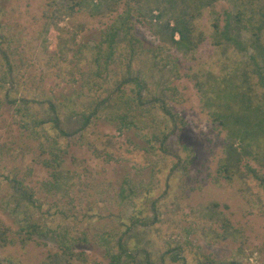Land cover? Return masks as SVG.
<instances>
[{
  "label": "rangeland",
  "instance_id": "obj_1",
  "mask_svg": "<svg viewBox=\"0 0 264 264\" xmlns=\"http://www.w3.org/2000/svg\"><path fill=\"white\" fill-rule=\"evenodd\" d=\"M128 4L137 5L132 0ZM174 4L182 8L186 16L195 13L193 24L206 35L194 60L177 53L163 35L154 36L134 14L132 31L142 46L130 70L127 71V49L123 46L110 72L96 80L100 87L92 86V90L84 87L80 92L79 84L84 82L81 71L87 72L92 66L91 49L117 13L84 10L70 17L64 14L65 0H0V47L9 55L11 71L10 82L0 93L3 102L0 144L9 143L17 134V118L8 104L9 97L28 99L40 113L51 101L66 113L69 104L66 99L70 96L75 101L74 106L88 107L97 94H107L104 88L110 91L123 77L135 74H140L147 82L144 96L151 102L156 97L164 100L183 122L177 118L176 132L166 141L169 149L166 152L159 142L153 143L154 149L150 147L146 134L149 129L119 131L102 116L84 131L83 139L87 144L79 146L80 133L71 134L65 140L72 145L66 169L76 186L69 190L67 201H58L67 204L68 217L58 215L54 208L51 209L53 216H48L46 209L58 196L46 197L39 191V184L47 178V173L42 166L30 161L35 154L3 156L0 158V220L5 226L15 230L14 223L23 217L25 210L24 206H15L14 189L4 177L15 173L45 205L42 209L27 205L33 218H41L54 229L61 224V230H66L76 252L84 250L88 264L93 261L108 264L106 248L99 236L104 233L116 236V232L119 234L123 229L118 218L124 217V213L128 216L131 209L120 204L118 191L127 178L137 191H143L145 186L151 188L152 199L156 200L155 209L146 201V226L139 225L129 236L138 246L133 264H143L140 260L145 251L156 264H162L164 254L166 264L171 255L179 252L188 258L189 264H196L207 255L225 263L264 264V189L244 168H240L241 172H237L232 181H213L217 162L224 154L225 132L215 128L208 118L194 85L195 79L184 76L189 66L193 71L217 74H222L223 70L241 72L252 68L248 65L247 53L214 46L211 22L218 14L223 23L224 11L239 8L247 15L255 12L253 17L257 19L264 0H216L201 8L200 2L195 0H176ZM123 9L124 3L118 6V13ZM247 37L250 34L243 31V38ZM156 51L158 56L155 57ZM165 62L168 65H164ZM4 70L7 66L0 59V74ZM249 76L263 103L264 87L258 84L256 75L249 72ZM85 80L92 78L85 76ZM172 87L176 88L175 92L168 90ZM75 90H79L77 94ZM74 124L67 123L65 129L73 130ZM177 156L182 164L189 161L186 169L182 164L171 169ZM246 160L264 172V168L257 166L258 162ZM28 167H32V173L25 175ZM83 183L87 187H83ZM211 202L220 203L216 209L220 214L214 217L206 213V206ZM225 218L232 228L239 229V234L225 233L222 225ZM10 237L16 239L13 233ZM116 237H113L114 243ZM54 253L60 255L58 243L49 236H38L35 242L25 246L19 242L2 245L0 241V264H6L5 260L10 258L17 264H62L56 257L47 260V256ZM75 264L81 263L76 261Z\"/></svg>",
  "mask_w": 264,
  "mask_h": 264
},
{
  "label": "trees",
  "instance_id": "obj_2",
  "mask_svg": "<svg viewBox=\"0 0 264 264\" xmlns=\"http://www.w3.org/2000/svg\"><path fill=\"white\" fill-rule=\"evenodd\" d=\"M128 1L65 0L64 14L66 16L72 17L84 10L88 12L92 10L96 13L110 10L117 13L111 23L101 31L100 39L91 49L93 50L90 62L92 66L87 72L81 71L84 82L79 84L80 92H83L84 87L88 90H92V86L100 87L96 80L102 79L103 75L110 72V66L115 63L116 57L123 51V46L127 49L125 51L127 71L130 70L129 67L133 65L136 54L139 52L138 48L142 46L141 40L132 31L134 14H137V18L151 30L154 36L163 35L172 48L184 58L190 57L194 60L199 47L207 39L206 35L193 24L195 13L186 16L184 10L174 4L176 0H132L137 3L136 6H131ZM195 1L200 2L199 8H201V6L212 5L216 0ZM144 2H146L145 5ZM122 3L125 9L118 13V6ZM258 14L255 19L253 15H247L239 8L235 11H224L223 23L220 22L218 14L211 22L214 31L211 38L214 46L221 49L231 47L238 52L247 53L248 65L252 68L241 72L235 69L223 70L222 74H217L207 70L193 71V67L189 66L184 76L195 79L194 85L200 93V99L208 118L216 125L215 128L225 132L224 154L217 162L213 181L215 183H220L222 179L232 181L237 172H241L240 168H244L260 182L264 189V172L257 170L250 161L246 160L248 158L258 162L257 166L264 168V102L262 103L255 93L249 76V72L256 75L258 84L264 87V5ZM243 31L248 32L250 37L243 38ZM80 46L84 45L80 44ZM154 55L158 56V52L156 51ZM0 59L7 66V70L0 74L1 93L11 77L9 55L2 47H0ZM164 65H168V62ZM85 76L91 77L92 80H85ZM238 78L241 79L240 82H237ZM146 86L147 82L140 74L128 75L123 77L110 91L104 88L103 91L107 94L105 96H101V93L97 94L92 98V104L88 107L74 106L75 101L71 100L73 98L70 96L66 99L69 103L65 104L68 107L66 113L60 111L58 105L51 101L40 113L29 103L28 99L9 97L8 104L12 106L13 115L17 118L15 123L17 134L11 137L9 143L0 144V158L5 155L15 157L29 153L35 154L31 156L30 161L42 166L47 173V178L39 184V191L43 192L46 197L58 196V200L46 209L50 218L54 213L51 211L53 208L58 215L68 217L67 204L61 202L62 200L67 201L69 190L76 186L72 182L70 171L66 169L67 156L72 145L65 140L73 133H80V138L77 140L78 145L87 144L88 141L83 139L84 131L94 125L101 116L110 125H115L119 131L149 129L146 134L150 147L154 149L153 143L159 142L162 151L169 150L166 141L176 132L177 118L183 123L182 119L173 113L171 106L164 100L156 97L152 102L149 101L143 94ZM168 90L175 92L176 88L172 87ZM75 91L77 94L79 90ZM2 107L3 102L0 100V109ZM61 113L65 115L62 116ZM69 121L75 123L73 130L65 129V125L70 124ZM178 157H176L178 160L172 163L171 169L182 164ZM188 162L185 161V164H182L183 169H186ZM30 173H32V167H28L25 175ZM9 175L4 177L7 182L9 180L14 189L15 206L17 208L24 206L25 210H23V217L14 223L15 230L5 226L0 220L2 245L19 242L25 246L29 242H35L38 236H49L56 239L60 255L59 253L49 254L47 260L56 257L62 264H75L76 261L88 264L84 250L76 252L73 243L67 238L66 230L64 228L61 230V224L54 229V227L47 226L41 218H33L28 206L42 209L45 206L44 203L41 198L36 197V192L27 185L23 178H19L15 173ZM83 187H87V184L83 183ZM118 198L120 204L131 211L128 216L125 213L124 217L119 216L118 219L121 220L120 224L123 229L119 234L116 232L117 237L104 233L99 236V241L106 248L108 264H133L138 246L134 241H130L129 236L131 237L139 225L146 226V201L152 209H155L156 200L152 199L151 188L145 186L143 191L141 189L137 191L136 187L131 185V180L127 178L120 185ZM219 206L220 203L211 202L206 206V213L208 212L211 217L220 214L216 211ZM225 207L228 206L225 205ZM222 225L225 233L232 234V236L239 234V229L232 228L229 219L225 218ZM12 233L15 234L16 239L10 237ZM113 237L117 239L115 243ZM164 255H161L162 264H165ZM149 256L148 252H143L140 261L143 264H156L157 262L153 263ZM5 262L6 264H17L13 258L6 259ZM92 264L100 263L93 261ZM166 264H189V262L188 258L182 257L179 252L171 255L170 262L167 261ZM196 264L238 263H225L207 255L204 260H197Z\"/></svg>",
  "mask_w": 264,
  "mask_h": 264
},
{
  "label": "built area",
  "instance_id": "obj_3",
  "mask_svg": "<svg viewBox=\"0 0 264 264\" xmlns=\"http://www.w3.org/2000/svg\"><path fill=\"white\" fill-rule=\"evenodd\" d=\"M177 37V36H176Z\"/></svg>",
  "mask_w": 264,
  "mask_h": 264
}]
</instances>
